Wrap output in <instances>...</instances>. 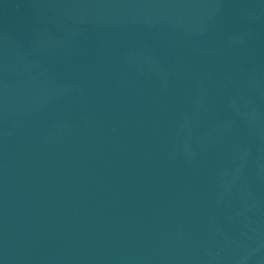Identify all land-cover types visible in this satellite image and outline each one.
<instances>
[{"label":"water","instance_id":"water-1","mask_svg":"<svg viewBox=\"0 0 264 264\" xmlns=\"http://www.w3.org/2000/svg\"><path fill=\"white\" fill-rule=\"evenodd\" d=\"M0 264H264V0H0Z\"/></svg>","mask_w":264,"mask_h":264}]
</instances>
